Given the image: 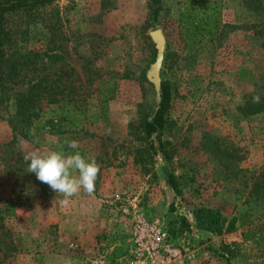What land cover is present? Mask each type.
<instances>
[{"label":"rangeland","instance_id":"1","mask_svg":"<svg viewBox=\"0 0 264 264\" xmlns=\"http://www.w3.org/2000/svg\"><path fill=\"white\" fill-rule=\"evenodd\" d=\"M146 4L54 0L7 16L0 264H128L138 213L162 223L183 264H264V187L254 188L264 170V0H161L153 22ZM155 29L170 93L164 153L141 137L158 101L147 80ZM36 149L94 158L95 191L62 204L27 171ZM199 208L234 229L198 225ZM222 244L234 258L213 253Z\"/></svg>","mask_w":264,"mask_h":264},{"label":"trees","instance_id":"2","mask_svg":"<svg viewBox=\"0 0 264 264\" xmlns=\"http://www.w3.org/2000/svg\"><path fill=\"white\" fill-rule=\"evenodd\" d=\"M54 0H0V95L8 89V78L5 73L7 67V60L5 56V46L9 42L8 31L6 29V18L9 14L23 10L26 8H35L43 6ZM147 20L153 22L158 12L161 9V0H147ZM264 54V44H263ZM264 93V92H263ZM262 98V97H261ZM170 108V93L167 81H161L159 84V96L155 110L153 111L149 120H144L141 125V133L143 140H149L148 145L153 151L164 153L163 142H161V131L164 124V116ZM264 109V105L260 104L257 111ZM74 127V124H71ZM259 179V180H258ZM254 184L255 190L264 187V170H262L256 178ZM166 184L174 195H179V190L176 185L174 176L167 175ZM194 219L198 225H204L208 230L217 234L221 231L231 232L234 229L235 220L231 219L225 224L224 219L220 217L218 212L209 209L199 208L194 212ZM187 228V225H185ZM224 226V227H223ZM219 257L230 259L235 257V251L229 245L222 244L218 250L213 252Z\"/></svg>","mask_w":264,"mask_h":264},{"label":"clouds","instance_id":"3","mask_svg":"<svg viewBox=\"0 0 264 264\" xmlns=\"http://www.w3.org/2000/svg\"><path fill=\"white\" fill-rule=\"evenodd\" d=\"M260 101V94L252 97L253 103L259 104ZM65 144L69 149L77 147L75 140L65 141ZM24 160L30 161L27 171L35 173L40 182L62 196L61 203L64 205L82 191L92 194L101 171V165L94 158H87L78 151L67 153L63 150L36 149L27 153Z\"/></svg>","mask_w":264,"mask_h":264},{"label":"built area","instance_id":"4","mask_svg":"<svg viewBox=\"0 0 264 264\" xmlns=\"http://www.w3.org/2000/svg\"><path fill=\"white\" fill-rule=\"evenodd\" d=\"M128 264H183L166 229L156 218L134 214L129 220Z\"/></svg>","mask_w":264,"mask_h":264},{"label":"water","instance_id":"5","mask_svg":"<svg viewBox=\"0 0 264 264\" xmlns=\"http://www.w3.org/2000/svg\"><path fill=\"white\" fill-rule=\"evenodd\" d=\"M149 36L154 44L155 48V59L154 62L150 65L149 70L147 72V80L153 84V87L156 91L157 96H159V84L160 81L158 79V70L161 63L162 58V38L160 35V31L158 29H155L149 33Z\"/></svg>","mask_w":264,"mask_h":264}]
</instances>
